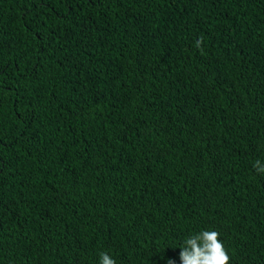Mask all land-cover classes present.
I'll return each mask as SVG.
<instances>
[{
	"label": "trees",
	"instance_id": "1",
	"mask_svg": "<svg viewBox=\"0 0 264 264\" xmlns=\"http://www.w3.org/2000/svg\"><path fill=\"white\" fill-rule=\"evenodd\" d=\"M256 160L264 0H0V264H264Z\"/></svg>",
	"mask_w": 264,
	"mask_h": 264
},
{
	"label": "clouds",
	"instance_id": "2",
	"mask_svg": "<svg viewBox=\"0 0 264 264\" xmlns=\"http://www.w3.org/2000/svg\"><path fill=\"white\" fill-rule=\"evenodd\" d=\"M201 43L202 40L197 42V48ZM253 168L258 174H264L260 160L253 163ZM219 236L218 231L205 230L186 238L180 247L182 264H229L230 257ZM99 264H116V261L107 252H101Z\"/></svg>",
	"mask_w": 264,
	"mask_h": 264
}]
</instances>
